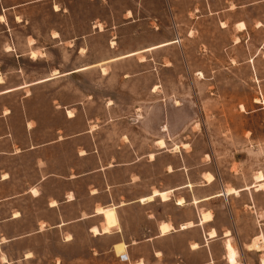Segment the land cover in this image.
<instances>
[{
  "label": "rangeland",
  "instance_id": "374dc122",
  "mask_svg": "<svg viewBox=\"0 0 264 264\" xmlns=\"http://www.w3.org/2000/svg\"><path fill=\"white\" fill-rule=\"evenodd\" d=\"M17 55L28 71L8 68ZM0 83V264L113 263L102 247L117 235L94 239L103 216L85 214L125 203L142 237L149 214L191 220L180 196L224 187L239 193L200 211L231 225L236 264H264L250 248L264 250V0H0ZM183 183L175 201L144 199ZM189 240L201 232L157 245L184 264H227L222 241Z\"/></svg>",
  "mask_w": 264,
  "mask_h": 264
},
{
  "label": "crops",
  "instance_id": "0c3cea01",
  "mask_svg": "<svg viewBox=\"0 0 264 264\" xmlns=\"http://www.w3.org/2000/svg\"><path fill=\"white\" fill-rule=\"evenodd\" d=\"M135 54L136 53H133L130 55H135ZM32 55L34 56V58L37 57V53L35 52ZM13 58H16V60L14 59L13 61L14 63L12 66L8 67L9 69L10 68L15 69L16 67H20V69L22 70L23 69L27 70L24 66H22L23 64L21 63L20 58H24L22 55L21 56L17 55V57H13ZM34 63H38V61H35ZM85 69L86 68H81L78 70H70L68 72L60 73V75L65 74V75L73 76ZM36 84H39V83L31 84L29 87L35 86ZM21 88L23 87L17 86V87L10 88L3 92L9 93V92H13L18 89H21ZM87 93H90V92H87ZM106 97H109V96H106ZM209 181L210 182L208 183L204 182L203 185H198V186H210L212 183L216 182L217 179L212 176ZM260 184H264V179L262 181H257L256 189H257V186H259ZM192 185L193 184L191 183H183L179 187L171 189L170 192L156 190L155 193L151 194L150 196L145 197L144 199L149 200L147 204H152L156 202L154 198L163 197L167 199L169 196V193L173 192L175 194L176 191L181 190V189L190 188ZM245 189H248V188H245ZM228 190H226L224 187L222 188V192H218L216 194H211V195H207L203 197H198V199L194 198L193 196H189V195L180 196L181 200L183 201L185 205H193L195 206V208L198 209L199 212H197V216L191 220L178 223L177 221H173L171 219L159 220L157 213H154V214L151 213L146 217L147 222L149 223V226L147 228V232L144 233L142 237L131 236L130 235L131 233L127 231V227L121 220L120 212L118 211V209H121L127 206L125 203L118 205V207H115V206L103 207L99 209L98 212L96 211V213H93V214H85L87 218L94 217V216L96 217L103 216V220L98 225H92L90 226L88 230L94 239L96 238L98 239V237L100 236H111L112 234L117 235L116 240L112 244H110L108 247H102L105 250L112 252L113 255L115 256V261L113 263H107V264H184L182 263L183 261L180 258L178 259L170 258L169 255L166 253V251L160 246H158L157 243L159 242V239L161 238H168L170 236H178V233H190V231H193V229H196V228L197 230L201 232V245L205 246V245H210L215 242L222 241L223 243L222 246L225 251L224 256H226L225 259L227 260V264H236L237 259H238V251L243 250V247L240 246L239 250L238 248L234 249L232 247V244H233L232 239H233L235 232L233 228L231 227V225L230 226L219 225L217 222V212L215 210L204 209L200 211V209H202V205H204L206 202L215 200L217 198H222V197L228 198L232 196L233 194H236V192L239 193L238 190H234V189H232L234 190V192L228 193ZM174 194L172 195L171 199H167V201H163V202H169V201H172L173 199L175 201L176 197L178 198V196ZM68 202H71V201H68ZM136 202L141 203V199L134 200V201L131 200L129 203L132 204ZM177 202L178 200H176L177 206H182ZM227 209L229 211V216H232L231 206L229 204H228ZM70 223L72 222H69L68 224ZM152 224H153V229H151L150 227V225ZM64 225H66V223L60 222L57 224V227H63ZM102 225L104 226L103 229L101 228ZM113 229H116V230L111 231ZM201 245L197 241H190V240L188 241V244H187L188 248L191 251L197 250ZM254 245H257L260 248H255ZM254 245L250 246L251 250H257V252L264 255V250H262V246L260 244L259 245L254 244ZM147 246H149V250H150L149 257L144 254L139 255L137 251H135V250H139L140 248L147 247ZM90 250H96V249L90 248ZM122 256L125 257L124 260H121L120 257Z\"/></svg>",
  "mask_w": 264,
  "mask_h": 264
},
{
  "label": "bare ground",
  "instance_id": "6f19581e",
  "mask_svg": "<svg viewBox=\"0 0 264 264\" xmlns=\"http://www.w3.org/2000/svg\"><path fill=\"white\" fill-rule=\"evenodd\" d=\"M56 10V9H55ZM100 27H102V26H100ZM33 54V53H32ZM34 57V56H33ZM145 61V60H144ZM257 102H259L258 100H257ZM159 145L161 146V147H165L166 146V143L162 140V141H160L159 142ZM175 149H178V147H176ZM211 177L212 176H210L208 179L210 180L211 179ZM257 179H258V181H262L263 179H264V175L263 174H260L258 177H257ZM264 187V184H260L259 186H257V190H260V189H262ZM235 190V189H234ZM234 190H232V189H229L228 190V193H231V192H234ZM236 193H238V192H236ZM165 196V195H164ZM212 234H214V233H212ZM211 234V235H212ZM254 247L255 248H260V247H258L257 245H254ZM253 248V247H252Z\"/></svg>",
  "mask_w": 264,
  "mask_h": 264
}]
</instances>
